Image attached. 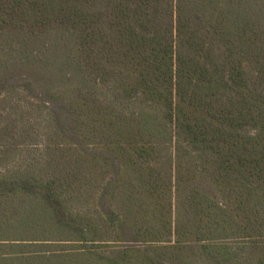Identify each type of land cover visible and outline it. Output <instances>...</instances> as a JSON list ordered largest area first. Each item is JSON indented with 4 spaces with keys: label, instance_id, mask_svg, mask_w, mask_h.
I'll list each match as a JSON object with an SVG mask.
<instances>
[{
    "label": "trees",
    "instance_id": "16d2710c",
    "mask_svg": "<svg viewBox=\"0 0 264 264\" xmlns=\"http://www.w3.org/2000/svg\"><path fill=\"white\" fill-rule=\"evenodd\" d=\"M0 264H264V0H0Z\"/></svg>",
    "mask_w": 264,
    "mask_h": 264
},
{
    "label": "rangeland",
    "instance_id": "374dc122",
    "mask_svg": "<svg viewBox=\"0 0 264 264\" xmlns=\"http://www.w3.org/2000/svg\"><path fill=\"white\" fill-rule=\"evenodd\" d=\"M16 202H17V200L15 201V203H16ZM97 202H98V199L95 198V199H94V203L97 204Z\"/></svg>",
    "mask_w": 264,
    "mask_h": 264
}]
</instances>
